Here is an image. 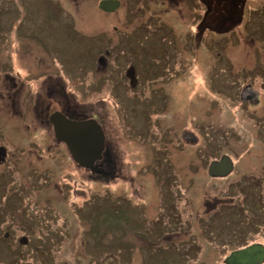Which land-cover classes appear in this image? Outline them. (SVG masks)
Segmentation results:
<instances>
[{
	"label": "rangeland",
	"instance_id": "1",
	"mask_svg": "<svg viewBox=\"0 0 264 264\" xmlns=\"http://www.w3.org/2000/svg\"><path fill=\"white\" fill-rule=\"evenodd\" d=\"M159 1L150 5L146 0H134L133 4L127 0L116 13L97 8V0H17L18 12L13 13V7L11 11H6L5 7L0 9V25L2 21H9L12 26L3 37L0 34L3 55L13 54L10 66H1L0 77L4 75L7 81L1 87V91L5 89L4 95L9 94L7 90L15 74L22 79L34 69L42 70L41 79L31 83L32 109L48 106L45 94L53 89L49 111L59 102L69 107L70 118H95L105 131L107 145L110 144L115 159L113 169L110 164L114 179H108L107 186L94 185L85 169L77 167L72 159H61L49 123L38 127L39 120L33 112L31 118L24 116L28 125H23L18 118L12 129L2 120L7 115L2 112L0 144L10 151L13 159L10 156L0 160V171L10 178L7 171L14 170L13 177L19 179V183L12 187L13 192L26 193L25 197L10 194V199L35 203L30 204V209L41 216V220H28V228H34L29 235L32 234L34 240H42L44 248L49 250L51 240L42 226L46 219L53 225L64 222L67 234L46 256L40 250L35 254L33 246L13 243L11 247L9 243L0 253L6 264H14L21 256L24 259L44 257L49 259L46 264L86 261L90 259L88 251L94 240L90 252L112 253V264H144L139 247L146 244L145 239L147 243L158 241L153 247L148 246L165 256L168 264H225V253L221 252L226 249L213 243L210 238L214 234L216 237L221 234V247L229 239L240 246L247 243L244 242L247 236L255 238V235L264 242V201L258 204L254 214L256 234L251 236L245 230L248 217H240L235 212L230 230L227 233L221 230L228 217L232 219L229 215L232 206L227 204L226 198L233 196L225 191L226 183L236 186L240 184L234 181L239 174L245 177L257 174L258 168L264 169L261 155L264 151V9L257 8L255 0H248L241 22L237 23L240 18L235 14L234 23L227 29L230 33L223 36L216 25L197 34L196 19L194 22L190 19L184 1L165 0L161 4ZM194 7L189 4L188 9H196ZM11 20H15V27ZM97 58L104 59L97 64ZM167 59H173L172 65H166ZM148 62L162 64L164 69L159 78L166 76L169 84L164 85L165 95H151L152 98L128 95L123 91V83L110 92L112 79H121L129 65L143 68ZM159 68L158 65L148 69L154 74ZM164 71L166 74H162ZM25 84L23 82V86ZM26 90L23 89L22 95ZM22 95L13 100L12 111L20 113L28 107V103L21 101ZM127 99L133 103H128ZM129 121L138 126L129 127ZM151 123L163 130L170 128L176 134L180 132V151H170L171 164L165 152L155 151L153 143L140 147L131 140L140 144L141 125L144 128ZM148 134L157 137L158 132L150 126ZM143 135L142 140L147 143L149 139L144 132ZM45 137L50 141L41 142L39 138ZM248 145L249 152L246 151ZM59 147L63 148L61 144ZM64 153L63 159L68 155L66 149ZM219 154L229 156L235 165L225 179L211 178L206 173L207 161ZM102 165L110 170L107 160ZM1 180L3 182L4 177ZM2 187L3 184L0 189L6 194ZM89 194L97 198L92 209L100 208L102 199H106L103 214L95 212L94 218L96 222L104 221L101 226L109 230L108 235L101 238L108 244L99 241L103 230L88 244L81 239L85 229L87 234L88 229H95L75 213V204H81ZM216 200L221 216L216 213L212 220L203 219ZM237 210L244 212L242 207ZM208 220L211 223L206 225ZM133 222L144 239L127 229L135 227ZM35 224L42 228L33 227ZM164 224H172L170 226L180 230L172 231L176 232L174 236L169 229L166 231ZM112 232L116 234L114 238ZM163 233H166L164 237ZM244 233L248 235L243 236ZM170 238L181 240L180 253L174 246L163 248V242ZM128 239L135 241L131 258L128 252L132 245ZM192 240L199 244L193 245ZM118 245H122L121 250L112 252V246L115 250L120 248ZM10 248L19 253H9ZM106 263L111 264V258ZM148 264L154 263L148 261Z\"/></svg>",
	"mask_w": 264,
	"mask_h": 264
},
{
	"label": "flooded vegetation",
	"instance_id": "2",
	"mask_svg": "<svg viewBox=\"0 0 264 264\" xmlns=\"http://www.w3.org/2000/svg\"><path fill=\"white\" fill-rule=\"evenodd\" d=\"M120 1V7L118 9H116L115 11H113L112 13H116L117 10H119L121 8V5L123 6L125 4V0H119ZM130 3H132L134 0H129ZM184 1L186 3V9L187 12L189 13V17L190 19L193 18V22L194 19H196L195 22V26L194 28L197 31V34H200V32H207L211 29L214 28V25H216L219 30L220 33L223 36L228 35V30L231 25L234 23L233 21V16L236 14H238V17L241 18V14L246 12L244 10V5L246 4V0H181ZM257 3V8H263L264 9V0H255ZM16 2L17 0H0V9H2V7H5L7 10L6 11H11V7L14 8V10H12L13 13L18 12L16 11ZM160 4L161 2L164 3L165 0H160L159 1ZM192 2V3H189ZM146 3L148 4H156L158 3V0H146ZM189 4H194V8L196 9H188ZM240 8V9H238ZM254 10V9H253ZM140 11V10H139ZM138 12V11H137ZM139 13V12H138ZM141 13V12H140ZM197 17H199V19H197ZM15 22V20H11V24L13 25ZM240 21L237 20V23H239ZM3 24L0 25V34H2L1 37L4 36V34L6 33V30L11 28L12 26H9V21L7 23H4L2 21ZM15 25V24H14ZM13 25V26H14ZM15 27V26H14ZM226 42V41H224ZM19 44V42H18ZM1 47V45H0ZM3 49H0V71L3 70L4 66H10L11 62H12V56L13 54H6L5 56L3 55ZM171 58V57H170ZM102 59L104 58H97L98 63L100 61H102ZM36 60V59H35ZM168 62L166 63L167 66L172 65L173 59H167ZM35 62V61H34ZM97 63V64H98ZM4 65V66H3ZM160 66L158 73H150L149 69H152V66ZM3 66V67H1ZM106 67V64H105ZM132 70L134 71H131ZM164 69L162 67V64H150L149 62L146 63L143 68H141L140 66L138 68H133L132 65H129V67L127 68V70L124 71V74L120 76L121 79H112V87L110 89V92L112 93L113 89H118L116 87L120 86L121 83H123V91L124 93L129 94H136L135 96L137 97H142L144 95L147 96V98H152L151 95H165L166 91H165V83L168 86V82L165 80L166 76L164 77H160L161 76V70ZM42 71V70H40ZM40 71H38L37 69H34L32 74H27L26 76L21 77L22 79L17 78V74H15V76L13 77V79H11V84L10 88H8L7 92H9V94L4 95L5 89H3L1 91V87H4V83H7L6 80H4V75L0 77V117L2 116V112L7 113L6 117L2 118V120H6L7 123L9 124L8 126L12 129H14L15 127V123L18 118L21 121V123L23 125H28L27 123V118L25 119V114H27L30 118L33 112H35L37 114V119L39 120L38 122V127H43L42 125H46V123L50 124V121L48 119L49 117V113L52 111H58L61 112L62 114H65L66 116H69L70 109L69 107H65L63 105H61L59 102L58 104L56 103L55 107L52 111H49L50 106L52 104V99H53V89L50 90L48 89V91L46 92L45 96L46 98L49 99V102L47 103L48 106L46 104H44L43 106L36 108L35 106L32 109V100H33V86L31 83L37 82L38 79H41V75H40ZM38 73V74H37ZM154 77H157L158 79H152L150 74ZM6 74V73H5ZM162 74H166V72L164 71ZM20 77V76H19ZM15 79V80H14ZM21 80V81H20ZM25 82V86H23V82ZM22 83V84H21ZM104 83V82H103ZM142 83V85L139 87V84ZM22 85V88H21ZM94 87L96 85V81H94L93 83ZM9 87V86H8ZM121 87V86H120ZM119 87V88H120ZM21 88V89H20ZM25 88H27L28 90H26ZM12 89V90H11ZM23 89L26 90L24 92H26L24 95H22ZM32 89V90H31ZM21 91V92H20ZM14 94H13V93ZM92 92L94 91V88L92 89ZM22 95L21 97V101L23 100L25 102V104L28 103V107L24 109V111L22 112H18V111H12L10 108L13 107L15 105V102L13 101L16 97L18 98L19 95ZM17 95V96H16ZM4 96H7L8 98H4ZM130 98V96H127ZM20 100V98H19ZM18 100V101H19ZM128 103H133L131 99H127ZM18 103V102H17ZM34 104V102H33ZM9 106V107H8ZM37 106V105H36ZM127 110V108H124V110ZM12 111V112H11ZM50 113V114H51ZM24 114V115H23ZM77 119V118H76ZM127 119H129L128 117V111H127ZM1 120V119H0ZM12 120V121H9ZM138 123V122H136ZM129 127H137V125H134L132 122H128ZM150 126H154V128L157 130L158 135L157 137H149L148 134V129ZM50 127L51 124H50ZM1 128H2V123L0 122V134H1ZM142 128V134H141V141H139L140 144H138L135 140L131 139L132 141L135 142V144L137 146H146L148 147V145L152 144L153 146L156 145L155 147V151L159 152V151H163L167 154V162L169 164H171V162H173V158L171 159L170 157V151H174V152H179L180 151V132H178L177 134L170 128H167L165 130H163L162 128H159L158 126H156L155 124L151 123L147 126H145L143 128V126L141 125ZM143 132L145 134V136L149 139V141L146 143L145 141L142 140ZM40 141H47V137H45L44 139L39 138ZM50 141V139H48ZM54 145L57 147V149L60 152V156H62V160H67L68 156L66 155V157L63 159V156H65L66 153H64V148H60L59 145H63L61 142L56 141L55 139H53ZM33 144L37 145L34 141ZM1 145V144H0ZM154 151V149H153ZM12 154V153H11ZM11 156V159H13V156L10 155V151L6 150V156L4 159H0V160H5V159H9ZM58 156V155H57ZM56 156V157H57ZM173 156H178V154H173ZM214 157V156H213ZM112 158V161L115 160L113 155H111V153H107V150L102 154V157L100 160L101 163H97L98 168L100 169V174L97 176H101L104 174L105 175H115L114 171L111 170V166H110V160ZM212 158V157H211ZM107 160L108 161V165L110 167V170H106L103 167V162ZM264 167V166H263ZM235 168V165H234ZM113 169V168H112ZM264 170V169H263ZM9 174V177L3 176L2 172L0 171V185L3 184L2 189L6 190V194L0 189V253H3V249H5V246L8 245L9 243L11 244V247L14 244H17L20 240L22 236H26V232H33L34 228H28L30 227L28 225V220H41V216L38 217L37 213H33V209H30V207H32L30 204H35V203H29L28 201H22V200H14V199H10V194H14V196H19L22 197V195L24 194V192H16L14 193L12 190V187L19 183V179H17L16 177H13L15 174V171L12 170L7 171ZM34 172H36V169L34 170ZM175 173H179L176 170H174ZM262 175H259V177L263 178V182H264V171L262 172ZM4 177V180L2 182V178ZM95 176H93V174L88 175L89 179L94 178ZM257 177V176H256ZM40 178H42V176H40ZM152 178H154L152 176ZM212 178H214V176H212ZM216 178H224V176L222 177H216ZM237 179L234 181H239L241 184H237L236 187H238V189L243 186L246 183L252 182L253 178H254V174H249V175H245V177H242L241 174H239L237 177ZM225 179V178H224ZM33 180H31L30 182V187L32 186V182ZM55 186L57 184H54ZM229 187H235L234 184H229L228 182L225 185V191L228 190ZM55 187H53L54 189ZM240 190V189H239ZM241 191V190H240ZM230 199H232L231 197H227L226 201L227 204H229L230 206H233L235 204L234 201H230ZM72 207V205H71ZM89 212H84V207H83V203L81 204H77L76 205V215L78 218H82L83 215H87L88 217H90L91 213V209H88ZM17 212H20L17 213ZM66 220L69 218H65ZM46 222H48V220L46 219ZM63 223V222H62ZM43 227H45L46 230V235L47 238H49L51 240V248L45 251V256L49 254V252L53 251V247L56 246V242L58 241L57 236H55L54 233V227H52L51 223H43L42 224ZM42 226H37L35 224V226L38 229L42 228ZM90 226H92L95 229H100L101 224L99 223H95V222H90ZM16 231L18 232H22V233H15ZM24 231V232H23ZM89 233L87 234V241L85 242L83 240V242H85V244L89 243L93 238L92 235H90L91 229H88ZM87 231V232H88ZM93 233V232H91ZM67 234L64 231L63 232V237H65ZM28 236V235H27ZM32 236V234L30 235ZM28 236V244L25 245L24 247L27 246H33L34 248V252L35 254H38L39 252V247L37 245V243H35L34 239L32 237ZM61 238H63L62 236H59ZM96 240H94L92 242V244L90 245L89 250L91 251L92 249V245L94 244ZM17 246V245H16ZM87 247V246H86ZM85 247V248H86ZM74 248V247H73ZM11 251H9V253H19L18 251H15L14 249H11ZM78 250L77 246H75V250L74 252L76 253V251ZM88 251V255L89 257H95L97 252H90ZM62 257V255H60ZM77 256L79 258H83V256H80V254H77ZM49 259L47 258H42L39 259L37 258V256L33 259L30 260H24L21 262V264H24L25 262H29L31 264H46L48 262ZM8 262H10L9 260H7ZM20 262V257L17 258V261L14 262V264H19ZM83 261H65L62 262L61 264H82ZM0 264H6V260L3 256L0 255ZM49 264H53V262H50Z\"/></svg>",
	"mask_w": 264,
	"mask_h": 264
},
{
	"label": "water",
	"instance_id": "3",
	"mask_svg": "<svg viewBox=\"0 0 264 264\" xmlns=\"http://www.w3.org/2000/svg\"><path fill=\"white\" fill-rule=\"evenodd\" d=\"M119 6L118 0H100L98 7L104 11H113ZM53 124L55 138L63 141L69 149L73 159L81 166L97 172L96 160L101 157L104 147V133L94 119L71 120L60 112H53L49 116ZM232 168L231 161L224 156L214 160L209 166V173L222 175ZM264 258V248L253 244L242 249L232 251L224 260L226 264H254Z\"/></svg>",
	"mask_w": 264,
	"mask_h": 264
},
{
	"label": "trees",
	"instance_id": "4",
	"mask_svg": "<svg viewBox=\"0 0 264 264\" xmlns=\"http://www.w3.org/2000/svg\"><path fill=\"white\" fill-rule=\"evenodd\" d=\"M239 189H238V187L235 186V187H229L228 190H227V193H228L229 196H233V197L236 198L235 204L237 205V206L234 205V206H232L230 208L229 215H230V217L232 219H230L228 217L227 221L231 222V223L233 222L234 217H235V215H233V212H235V214L238 213V216L240 215V217L246 216V217H248V220L246 222L247 223V225H246L247 229H245V230H247V231L249 230L250 233H252V232L255 233V229L253 227L254 214H256V211H257V208H258V204L260 205V202L264 201V183H263V178L259 177V175H257V177L255 176L253 178L252 182H249L246 185L241 186ZM238 196L242 197L241 201L238 199ZM240 207L244 208V212L243 213H241L240 211L237 210ZM263 209H264V207H263ZM95 212L96 211L93 210V212L91 214V218L94 220L92 222L98 223V221L96 222V220L94 218V213ZM97 212L103 214V209L100 208V210H98ZM55 221L57 222L56 219H55ZM90 222L91 221H89V223ZM65 225L66 224L64 222L63 223L61 222L60 224H56V225L52 224V226L54 227L55 236L58 235L57 236L58 241L62 239L59 236L63 237V232H64V226ZM98 231H99V229H94V230L91 229V232H93L92 238H95V236H96ZM242 232H244V231H242ZM244 235H245V233L243 234V236ZM84 237H85V235H84ZM245 240H247V237L244 239V242H245ZM228 242L229 241H226V243H228ZM151 259L155 260L156 262H159V264H168V260H166V262L164 263L165 257L160 256L157 252H153L152 253Z\"/></svg>",
	"mask_w": 264,
	"mask_h": 264
},
{
	"label": "bare ground",
	"instance_id": "5",
	"mask_svg": "<svg viewBox=\"0 0 264 264\" xmlns=\"http://www.w3.org/2000/svg\"><path fill=\"white\" fill-rule=\"evenodd\" d=\"M132 4H133V3H132ZM116 12H118V10H117ZM142 13H143V12H142ZM246 35H249V36H250V34H246ZM131 71H133L132 68H131ZM133 72H134V71H133ZM173 89H174V88H173ZM62 115H63L64 117H66L67 119L70 118L69 116H66L65 114H62ZM191 135L194 136V134H191ZM245 149H246V147H245ZM249 150H250V148H249V145H248L246 151L249 152ZM261 155L264 156V151H262ZM68 156H69V158H72L71 153H69ZM100 159H101V158H100ZM98 162L101 163V161H98ZM98 162L96 161V163H98ZM110 162L112 163V158H111ZM112 165H115V162H113ZM111 170H112V169H111ZM257 170H259L258 173H257V175H261L262 172L264 171L262 168H261V169L258 168ZM259 172H260V173H259Z\"/></svg>",
	"mask_w": 264,
	"mask_h": 264
}]
</instances>
